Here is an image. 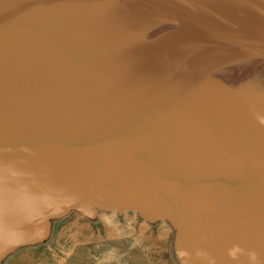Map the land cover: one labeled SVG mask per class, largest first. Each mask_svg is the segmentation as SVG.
I'll return each mask as SVG.
<instances>
[{"label": "water", "instance_id": "obj_1", "mask_svg": "<svg viewBox=\"0 0 264 264\" xmlns=\"http://www.w3.org/2000/svg\"><path fill=\"white\" fill-rule=\"evenodd\" d=\"M49 1L0 0V264L98 211L170 223L181 264H264V98L179 79L264 59V0H125L184 28L137 50L113 0Z\"/></svg>", "mask_w": 264, "mask_h": 264}, {"label": "rangeland", "instance_id": "obj_2", "mask_svg": "<svg viewBox=\"0 0 264 264\" xmlns=\"http://www.w3.org/2000/svg\"><path fill=\"white\" fill-rule=\"evenodd\" d=\"M60 1L49 2L54 4ZM121 3L139 10L128 1ZM144 12L161 23L158 39L184 31L175 21L146 10ZM162 25L172 26L177 31ZM150 31L141 26L144 37ZM241 61L238 73L234 68L231 69L232 73L228 72L225 66L217 67L216 72L225 78H230L231 74L232 81L238 82V88H242V82L256 83L254 76L258 74L252 67H264V59L247 58ZM247 87L252 92V87ZM253 92L255 95L252 96L264 98V90ZM175 239L176 232L170 223H147L136 213L120 215L98 211L95 217L88 218L79 212H72L52 222L50 236L44 243L21 247L7 256L2 264H181L175 251Z\"/></svg>", "mask_w": 264, "mask_h": 264}, {"label": "bare ground", "instance_id": "obj_3", "mask_svg": "<svg viewBox=\"0 0 264 264\" xmlns=\"http://www.w3.org/2000/svg\"><path fill=\"white\" fill-rule=\"evenodd\" d=\"M119 1L120 2L116 3L117 7H118V11L122 12V14L124 16H126L128 21H130L133 26H144L145 29H151L150 33L145 34L144 39H141L140 43L136 44L133 47V49L137 50L141 46H143L149 42L151 43L155 40H158L157 35L160 32L159 26L161 25V23L158 22L156 19H152L149 15L146 16L143 9H141L139 7H138L139 10L134 9V8H131V7L126 6L123 3H121L125 0H119ZM145 18H147L148 23H146ZM256 18H257L256 20L259 23L264 25V14H261V13L256 14ZM171 21H173V20H171ZM162 26H166V27L170 28L172 31H177L172 26H169V25H162ZM180 32H182V31H180ZM143 42H147V43H143ZM241 62H242L241 60H237L235 62H228L226 65H218V64H215L212 62L206 63V64H203L202 66H200L198 68H192L190 70L183 72L182 74H180L179 79L190 82L192 84V86L195 88L198 85L199 78H201L202 76H206V80L216 81L224 90H226L227 92H229L230 94H232L236 97H239V96L235 95L234 93L230 92L224 86V84L222 83L223 80L221 79L220 74H218L216 72V68L219 66H225L226 67L227 65H230V64L240 65ZM160 71L163 72V69L157 70L156 73L160 74L161 73Z\"/></svg>", "mask_w": 264, "mask_h": 264}, {"label": "crops", "instance_id": "obj_4", "mask_svg": "<svg viewBox=\"0 0 264 264\" xmlns=\"http://www.w3.org/2000/svg\"><path fill=\"white\" fill-rule=\"evenodd\" d=\"M235 71H237L236 73L239 72L240 70V65H235V64H230V65H227L226 66V69L228 70V72H231V69H233ZM255 69V71L257 72L258 75H256L257 77L254 76V78L256 79V83H254L253 81H248L249 85L252 87V92L248 89L247 86H249L247 83L244 84V82H242L243 86H241L239 83V85L242 87V88H238L237 84L238 82H234L232 81V75L230 74V78H225L224 75H221V79L223 80L222 83L224 84V86L232 93H234L235 95L239 96L240 98H243V99H246V100H250V101H253V102H258L259 99H261V97H256V96H252V95H255L253 90L260 93L261 90H264V73L262 74V68L264 69V67H261V66H254L252 67ZM259 70V71H258ZM234 72V71H233ZM256 74V73H255ZM235 76V73L233 74ZM257 80H260L259 82H257ZM255 84V85H254ZM237 85V86H236ZM258 86V87H257ZM252 96V97H251ZM257 99V100H255Z\"/></svg>", "mask_w": 264, "mask_h": 264}, {"label": "clouds", "instance_id": "obj_5", "mask_svg": "<svg viewBox=\"0 0 264 264\" xmlns=\"http://www.w3.org/2000/svg\"><path fill=\"white\" fill-rule=\"evenodd\" d=\"M262 122H264V121H262Z\"/></svg>", "mask_w": 264, "mask_h": 264}]
</instances>
